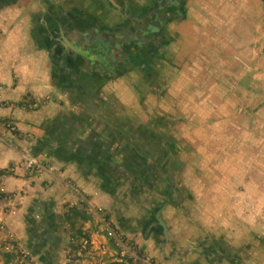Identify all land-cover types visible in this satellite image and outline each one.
<instances>
[{"label":"crops","instance_id":"obj_1","mask_svg":"<svg viewBox=\"0 0 264 264\" xmlns=\"http://www.w3.org/2000/svg\"><path fill=\"white\" fill-rule=\"evenodd\" d=\"M114 1L116 5L110 0H0L1 91L11 102L0 107V115L14 119L21 131L13 144L0 145V167L17 164L4 186L19 189L25 198L18 213L8 216L10 226L34 242L37 255L47 257L44 263L57 264L62 208L76 197L68 181L123 216L121 224H134L138 201L120 197V171L126 166L133 172L131 159L144 145L148 155L161 156L162 165L148 156L152 169L143 173L158 178L164 201L153 212L148 239L137 242L164 264H219L213 257L219 240L238 249L243 244L236 241L249 238L234 237L225 226L234 218L221 214L220 208H233L229 202L237 192L231 190L229 197L224 188L217 189L203 197L207 204L195 195L197 171L175 170L165 160L174 157L181 165L207 160L209 153L216 160L231 152L224 145H233L236 155L249 153L264 161V0H180L177 15L165 23L159 56L134 67L110 47L99 65L93 63L98 56L90 57V63L66 45L63 35L84 50L86 40H114L121 11L135 18L153 6L152 0ZM83 73L93 80L81 81ZM27 97L45 101L39 109L16 104ZM123 114L127 122L120 119ZM28 148L59 172L50 170L41 178L23 175ZM201 173L203 178L226 177L215 169ZM202 182L211 187L210 180ZM221 200L214 208L212 202ZM155 206V200L149 203ZM212 208L218 213L210 218L205 210ZM196 210H201L199 217ZM174 213L179 218L172 222L167 218ZM153 239L160 242L159 254ZM258 239L254 246L259 250L245 264H264V238ZM169 241L177 245L172 254ZM209 243L213 254L206 250L205 258L198 244Z\"/></svg>","mask_w":264,"mask_h":264},{"label":"rangeland","instance_id":"obj_2","mask_svg":"<svg viewBox=\"0 0 264 264\" xmlns=\"http://www.w3.org/2000/svg\"><path fill=\"white\" fill-rule=\"evenodd\" d=\"M4 86V83L0 81V107H8L11 104L10 101L2 98V91L4 90L2 87ZM140 89H143V87L140 86ZM42 101H34L27 97L26 100H21L20 102H16V104L22 106L27 103L30 105V107L28 106L30 109H39L45 100ZM36 102L38 103V106L33 105ZM116 105L119 107L118 102H114L113 106L116 107ZM129 114L134 116L137 120L140 118L137 114ZM120 119L123 122H127V114L121 115ZM20 132L21 131L14 119L0 115V145L13 144ZM129 140L132 143V139L129 138ZM215 146H217V144H211L210 147L215 148ZM223 148H225L227 152H231L224 155L221 154L223 156L218 155L219 159L215 158L216 160H213L214 155L209 153V159L207 160L198 159L193 163L180 161V165L179 162H175L174 157H170L165 160V163H169L168 165H174L175 170L176 168L185 169L186 167H190L197 171L196 179L199 180L200 185L199 190L195 195L198 196L201 201H205L203 200V197L208 199V197H211L214 192L216 194L215 190L217 189L224 188V192L226 191L225 194L228 193L227 195H229V197L231 195L229 194L231 190L234 189V192H237L232 196L229 202L233 205V208L231 210L220 208L221 214L234 218L233 224H224L226 228L233 233V236H241L242 238L249 237L248 241H236L238 242L237 245H243L238 247V249H235L236 247L227 240H219V244L218 242L216 243L218 248L216 249L218 252L213 255V257L219 261V264H245V261L253 256L252 253L259 250V248L254 246V242L259 240L258 236L264 238V161H256L252 158L254 155L249 153L246 155H236V152H234L235 146L233 145H231V147L224 145ZM138 150H140L141 153H137L136 157L131 159L130 162L134 168L133 172L127 170L126 166L124 167L122 164L124 167L120 171V187L122 190L119 193L120 197L127 196V198H129L130 196L136 198L135 201H138V209L133 210L136 215L135 219L137 218L136 222L130 225L123 224V222L121 224V221L124 218L123 216L122 218H119L118 212L116 213V211L111 209L108 205L94 201L88 194L81 191V188L78 185L68 181L72 186V188H70L75 193L76 197L64 202L66 205L62 208L61 215L63 216V226L61 227V239L59 240L60 244L58 245V253L60 254L59 262L57 264H130L131 262L136 264H164L159 260L158 255V257L151 255L144 249L140 242H137V238L143 240L148 239L145 236H147V231L148 233L150 231L147 228L152 220L153 212H155L158 207L162 206L164 201V195L161 193L162 187L159 185V180L152 174V172H150L152 168L148 167V156H151L152 162H157L159 160L162 165L160 154H158V158H155L154 154L148 155L145 153L146 146L144 145L138 147ZM28 151L35 156L29 148ZM24 152L25 150L23 153ZM120 153L119 156L121 157ZM22 160L23 163H25L24 158ZM44 163L46 164V162ZM19 164H21V162ZM46 165L48 166V171L36 172L35 169H27L25 164H23L22 167L25 169L23 175H36L41 178L43 175L49 174L50 170L53 172H59V168L52 169L48 164ZM16 166L17 164H9L0 167V171L7 173V176L0 178V214L2 215L5 224L4 230L0 232V264H49L44 263L47 257L38 256L34 249H32L34 242H32L28 236L27 240L23 239L18 234V231H16L12 225L10 226V219H8V216H15L19 211L18 208L23 204L22 200H25V198L23 199L24 194H22V191L19 189L8 190L4 186V180L17 172ZM146 168L150 170L147 175L143 173ZM214 169L223 171L226 173V177L219 178V176H216L215 178H203L199 176L202 174L201 172L207 174L208 171ZM204 180H210L209 183L211 184V187L205 184L202 186L201 184ZM153 199L155 200V208L149 207V203L150 205L154 203ZM209 202L210 201H205L207 204H210ZM221 203H223L222 200L217 203L214 201L212 202L213 206H215L214 208H217L216 205ZM70 206L83 207L93 217V219L88 222L76 221V228H81L85 233L90 234V239L77 237L73 240V244H75L77 248H73L70 243L71 233L72 231L75 232V230H71L70 224L66 222L64 217L66 210ZM172 207L176 210V206ZM214 208L205 210L210 218H213L218 213V210H215ZM38 213H41V211L37 209L35 213L36 219L41 218ZM200 213L201 210H196L198 217L200 216ZM177 215L178 214L174 213V217L169 218L168 216L167 219L175 222L179 218V215ZM105 222H107L108 225L104 224ZM111 229L113 235L109 234ZM133 233H136V235H133ZM161 237L162 233H160L159 239H161ZM85 240H88V243H85ZM153 241L156 246V251L159 254L161 249L160 242H156L154 239ZM168 244L170 247L169 254H172L174 247L177 245H175V241H169ZM198 245L201 256H206V250L209 251V254H213L211 251L212 249L209 246L210 243L207 247L203 244ZM260 246L261 252L264 254V241L260 242ZM213 251L216 252V250ZM6 253L12 254L10 262H6Z\"/></svg>","mask_w":264,"mask_h":264},{"label":"flooded vegetation","instance_id":"obj_3","mask_svg":"<svg viewBox=\"0 0 264 264\" xmlns=\"http://www.w3.org/2000/svg\"><path fill=\"white\" fill-rule=\"evenodd\" d=\"M152 2L151 8L140 12L141 14L135 18H130L129 14L124 15V11H121L123 16L119 30L116 32L117 36H112L114 40L109 41L111 45L112 42L115 43L114 50L116 55L118 53L120 61L127 64L129 60L130 66L134 64V67H139L151 55L153 57L160 55V47L165 42L164 27L167 18L177 15L181 6L180 0H152ZM170 6H176L175 13L168 11ZM156 8H159V11H156ZM144 37L150 40L142 42L141 39ZM128 45L130 48L126 49Z\"/></svg>","mask_w":264,"mask_h":264},{"label":"water","instance_id":"obj_4","mask_svg":"<svg viewBox=\"0 0 264 264\" xmlns=\"http://www.w3.org/2000/svg\"><path fill=\"white\" fill-rule=\"evenodd\" d=\"M110 2H112V4H114V5H116L114 0H110ZM161 5H163V3ZM156 11H159V8H156ZM63 37L65 39L66 45L70 49L75 50V52H77L78 54L83 55L85 58H87L89 60L90 63H91L90 57L98 56V58H95V60L93 61L94 64H98V65H99L101 60L106 59V57L109 56L110 47L115 48V44L111 45L109 43V41H107V40L104 41V39L100 40L99 38H97V39H93L91 41L86 40V42L84 43L86 48L83 50V49H81L82 44L75 43V41L69 40L65 35H63ZM158 215H159V213H158ZM160 221H161L162 226L164 227V234H165L166 238H168L169 235H168L167 226L163 220H160Z\"/></svg>","mask_w":264,"mask_h":264},{"label":"trees","instance_id":"obj_5","mask_svg":"<svg viewBox=\"0 0 264 264\" xmlns=\"http://www.w3.org/2000/svg\"><path fill=\"white\" fill-rule=\"evenodd\" d=\"M176 10H177L176 6H170L168 8V11L173 13H175ZM82 76L83 79L81 78V81L83 80V81L91 82L93 80V78H91V76L88 74L83 73ZM64 217L66 222L70 224L71 230H75V232L72 231L71 233L70 243L73 248H77V246L73 244L74 243L73 240L75 238L80 237V238L90 239L89 233H85L81 228H76V221L88 222L93 219L92 215L85 208L80 206H70L66 210ZM5 256H6V262H10L12 258V254L6 253ZM130 264H136V263L131 262Z\"/></svg>","mask_w":264,"mask_h":264},{"label":"built area","instance_id":"obj_6","mask_svg":"<svg viewBox=\"0 0 264 264\" xmlns=\"http://www.w3.org/2000/svg\"><path fill=\"white\" fill-rule=\"evenodd\" d=\"M33 105L34 106H38V103L36 102ZM23 158H24V161H25V163H24L25 167L27 169H29V170H34L35 169L36 172H44V171H48L49 170L47 168L48 166L43 161H41L37 157H35L32 154H30V152L28 150H25V152L23 153ZM3 176H7V173L4 172V171H0V178H2ZM104 224L108 225L107 222H105ZM4 228H5V224H4L2 215L0 214V232H2V230H4ZM109 234L113 235L112 229H111V231H109ZM85 243H88V240H85Z\"/></svg>","mask_w":264,"mask_h":264},{"label":"bare ground","instance_id":"obj_7","mask_svg":"<svg viewBox=\"0 0 264 264\" xmlns=\"http://www.w3.org/2000/svg\"><path fill=\"white\" fill-rule=\"evenodd\" d=\"M128 36L130 37L131 35L128 33ZM145 39L150 40V39L144 37L143 39H141V41L144 42Z\"/></svg>","mask_w":264,"mask_h":264}]
</instances>
